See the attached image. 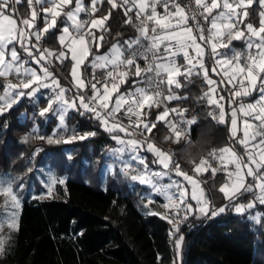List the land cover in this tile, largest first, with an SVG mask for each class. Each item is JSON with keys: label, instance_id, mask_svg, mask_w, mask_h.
I'll use <instances>...</instances> for the list:
<instances>
[{"label": "trees", "instance_id": "16d2710c", "mask_svg": "<svg viewBox=\"0 0 264 264\" xmlns=\"http://www.w3.org/2000/svg\"><path fill=\"white\" fill-rule=\"evenodd\" d=\"M85 2L88 4L89 0ZM181 2L184 4V0ZM28 9L24 4L20 5L23 15L29 12ZM109 9L110 5L105 0L98 4L95 16L105 15ZM248 12L245 23L258 26L260 8L254 4ZM129 15L135 20L133 13ZM62 19L63 15L52 31L43 34V46L54 51L62 50L57 42ZM125 21L122 8L112 10L111 17L106 21L107 31L102 33V45L98 49L92 46L82 66L85 81L89 82L93 77L91 61L95 56L106 53L114 44L126 45L125 42L138 37L139 32L134 25ZM38 22L42 24L41 17H38ZM135 23L138 24L137 21ZM241 43H244V38L230 42L238 50L243 48ZM59 64L64 65V77L54 70L50 72L60 86L67 87L70 85L71 61L67 59ZM204 64L210 72L213 67L207 56L204 57ZM179 80L182 86L173 87L172 92L180 99H175L169 107L183 112L177 119L195 118L196 123L191 124L188 134L179 139L171 134L165 122H157L156 128L148 135L173 153L181 170L189 171L201 159L210 158V153L229 144L232 139L229 113L233 106L221 80L217 78L219 91L225 99L226 113L224 122L220 123V108L209 104L208 97L204 96L208 85L201 73L187 79L181 76ZM4 87L5 80L0 77V95ZM66 91L67 98L71 99L74 92ZM84 91L91 94L90 87ZM34 108L31 99L25 97L0 115V176L9 174L14 189L21 186L17 193L22 195L17 230L12 244L0 257V264H171L177 259L175 241L180 237V264H264V205L257 202L256 193L245 192L226 202L219 191L224 175H213L212 171H207L202 175L206 198L215 208L225 206V212L203 219L190 216L171 238L169 219L147 212L144 204L150 189L131 179L134 167L129 166V173L126 174L120 162L114 159L112 173L107 174L104 181L102 179L105 160L114 155L111 151L118 146L112 136L120 135L128 139L123 133L105 131L91 113L80 109L68 113L64 126L73 134L95 132V135H88L77 143L45 142L44 138L53 133L57 121L55 118L39 121V128L34 132L32 128L36 121L30 118L31 112L35 113ZM160 111L149 110L147 120L156 122L154 118ZM20 119H24V128ZM27 131L33 133L27 134L29 140L23 141ZM86 144L92 147L89 155L86 154ZM28 160L30 163L26 164ZM47 163L57 177L66 178L65 186L57 184L55 187L58 198H29L26 190L32 184L40 187L34 165L43 167ZM252 202H255L253 208L241 214L235 213L236 206L246 207ZM255 213L260 214L257 221L251 220Z\"/></svg>", "mask_w": 264, "mask_h": 264}, {"label": "snow or ice", "instance_id": "6c2138e0", "mask_svg": "<svg viewBox=\"0 0 264 264\" xmlns=\"http://www.w3.org/2000/svg\"><path fill=\"white\" fill-rule=\"evenodd\" d=\"M21 0H0V77H7L14 74L20 80V84L8 83L0 95V115L5 111L11 110L13 105L18 102L19 97L33 96L41 87L49 88L55 86L59 89L55 98L48 101L47 107L39 110V115L45 117L46 114L53 112V105L59 102L62 107L56 114L59 116L61 125L65 119V109L71 107L77 111L83 109L84 112L91 113L92 116L99 122L105 131L110 133H123L113 135L112 139L116 140L121 145L131 146L135 151L138 147H143L134 137L137 132L141 135L151 134L156 128L157 122H165L177 139L182 136V131L177 129L175 124L168 121L167 118L170 112H176L183 115V112L176 109H165L156 117V122H145L142 119L144 109L158 107L163 100L171 101L180 99L179 96L172 92L173 85L175 88H180L179 77L185 79L193 74L199 75L197 67L203 70L204 77L209 91L204 93L208 97L210 104H216L220 108L219 122H224V107L219 104V100L224 98L221 96L218 100L212 99L210 93H214V81L208 78L207 69L205 68L202 57L204 55L205 46L211 48L213 56H217L218 48H227L232 39H242L248 35V49L253 47L256 49L253 55L251 51L247 55V61L241 65V55L236 53L232 59L216 60V65L219 66L227 82L232 84L237 81L239 88L233 84V103L236 97L250 95L249 88L252 91L257 89L260 92L259 98L254 103L247 105V110H244V105L241 104V110L244 114L251 115L253 121L251 123L245 121L244 139L240 142L248 149L247 162L237 156L234 150L230 147H225L219 150V155L216 151L209 154L210 157L220 160V171L226 172L227 181L219 188V191L224 194L228 200H232L239 192H253L259 189L257 199L261 204H264V0H194L195 8L199 11L203 21L210 23V27L206 29L197 18L195 12L191 17L186 13L187 6H181L178 0H106L110 5L107 14L91 19L90 21L79 20L81 12H88L91 9L90 15L95 16L98 11V4H102L105 0H89L88 5H85L83 0H27L31 8L30 15L24 18H14L17 9L12 7L13 3H20ZM258 3L261 11L259 12V26H255L251 22L245 23L249 17L248 9ZM39 9L37 10V7ZM158 7L163 8V15L158 12ZM122 8L126 17V23L134 25L140 33L139 38L129 40L126 43L127 47L122 48L119 44L113 45L111 51L107 55L95 57L92 61V67L95 69L101 67L111 69L106 72L103 81H96L95 75L92 77V83L86 85L85 81L78 75V68L81 67L83 61L90 54V44L99 47L103 43V35H96L93 29L103 33L107 31L106 21L111 17L112 10ZM135 10V20L129 13ZM215 12V14H214ZM65 16L69 21H72L74 34L70 32L69 27L65 26L62 29V35L58 37L59 44L63 50L52 51L47 48L40 47V41L43 34L49 32L50 29L56 26L57 19L60 16ZM42 17L44 24L41 28H36V20ZM189 19L196 21L194 29L188 26ZM135 21H139L138 24ZM151 25V26H150ZM243 26V28L241 27ZM247 30L245 32L243 29ZM35 29V31H32ZM27 33V35H25ZM33 37L34 41L33 42ZM67 37V39H66ZM227 37V41H225ZM256 38V39H253ZM16 41L24 49L31 62L39 66V74L36 68L25 67L29 63L28 60L21 59L20 54L15 47L9 49L8 45ZM142 41H148L147 46L142 44ZM27 42V43H26ZM127 52V55L125 53ZM70 55L73 62L71 76L75 81V86L78 92H81L76 98L71 101L64 99L66 89L61 88L59 81L52 76L46 63H51L50 57H55L60 63L68 59ZM183 56L185 64L176 62L177 56ZM143 59L146 62V67H140L138 60ZM235 63V67L232 65ZM223 65H228L232 69V74L229 75L228 70L223 68ZM217 71L216 67L212 69ZM134 75L146 85L145 87L136 86L128 92H120V85L128 83L129 74ZM51 80V83L48 81ZM223 82V80L221 81ZM133 83H137L134 81ZM99 85V87H98ZM167 91L165 95L164 90ZM90 87L91 94L85 96L82 90ZM28 90V91H25ZM113 97L115 99L113 100ZM236 112L233 111V117ZM121 117L127 118L125 125ZM216 118L215 116L213 117ZM188 124L196 123L195 118L186 121ZM233 126L236 124L235 118L232 120ZM251 129V132L248 131ZM95 132L80 135L78 138L83 140L88 135H95ZM43 138V137H42ZM75 135L72 139H76ZM27 139V137L25 138ZM48 142L52 143L51 137ZM69 142V141H65ZM147 151L156 153L158 162L164 168H168L171 157L161 152L151 142H145ZM117 151H122L118 149ZM224 154H230L231 159L225 162ZM133 159H138L141 164L145 161L139 156H134ZM235 165V171L228 169V164ZM145 164V169H146ZM211 168L207 159H201L199 164L195 166L197 173L208 171ZM246 169L245 175L240 173ZM213 175L218 171L217 168H211ZM175 172L178 176H183L185 180L193 183L192 177L181 171L180 166L175 165ZM127 174V173H126ZM247 178H251L253 183H247ZM133 181L140 183H149L145 174L132 175ZM62 183V181H61ZM155 187V185H153ZM160 191V189H157ZM0 192L6 198H10L13 205L11 213V221L9 227H15L16 212L15 207L18 206L19 200L13 187L8 184H0ZM181 198L184 192H180ZM172 197H169L171 200ZM192 199L200 205L198 211L202 215L215 217L225 212L226 207L222 206L214 210L206 208V201H202L195 192L192 194ZM183 203V201H181ZM254 203L248 204L246 207L251 208ZM181 209H178V211ZM185 219L187 213L192 211V205H184ZM237 213L245 210V205L236 206ZM155 214V213H154ZM170 223H174L173 219H169ZM179 231L178 226L174 223L173 234ZM182 237L175 241L176 247L179 248ZM4 241L0 239V251H3Z\"/></svg>", "mask_w": 264, "mask_h": 264}, {"label": "rangeland", "instance_id": "374dc122", "mask_svg": "<svg viewBox=\"0 0 264 264\" xmlns=\"http://www.w3.org/2000/svg\"><path fill=\"white\" fill-rule=\"evenodd\" d=\"M83 2H84V4L85 5H88L86 2H85V0H83ZM254 4H257V6L260 8V6H259V4L258 3H254ZM254 4L252 5V6H254ZM12 7L13 8H15V9H17L16 8V5H13L12 4ZM260 11H261V8H260ZM90 12H91V9L89 8V11L88 12H81L80 14H79V20H81V21H90L91 19H93V18H91L90 16ZM16 13H17V11H16ZM259 14V13H258ZM36 23V22H35ZM56 24H57V22H56ZM62 24H63V26H67V27H69V29H70V31H72V32H74V30H73V26H72V21H69L65 16H63V20H62ZM259 26V25H258ZM257 26V27H258ZM38 28V27H37ZM53 29V28H52ZM51 30V29H50ZM95 29H93L92 31H94ZM32 31H35V29H32ZM97 31V30H96ZM246 32H247V30H246ZM27 34V33H26ZM102 33L99 31V32H97L96 33V35L97 36H99V35H101ZM243 39V38H242ZM253 39H256V38H254L253 37ZM239 40H241V39H239ZM239 40H236V39H232L231 41L232 42H234V41H239ZM33 42H35L34 40H33ZM27 43V42H26ZM40 43V47L41 48H47V49H49V50H52V51H54L53 49H51V48H48V47H45V46H43V44L41 43V41L39 42ZM12 44V45H11ZM11 44H9V45H11V46H9L8 45V48L9 49H11V48H13V47H15V45H19V43L18 42H16V41H13V43H11ZM114 45H117V44H114ZM247 45H248V35L246 34L245 35V37H244V50L242 51V50H236V51H233V53H232V55L230 56V57H233L236 53H239L240 55H241V61H240V63H241V65H243L247 60H245V58L244 57H247V55L249 54V52L251 51V53L254 55L255 54V52H256V49L253 47L251 50H249L248 49V47H247ZM91 46V45H90ZM92 46H94V45H92ZM121 46V45H120ZM97 49L100 47H97V46H95ZM113 47V46H112ZM112 47L109 49V51L106 53V54H103V55H107L110 51H111V49H112ZM232 48V47H231ZM22 53H21V51L19 52V50H17V52L20 54V56H21V59H23V60H28L29 62H30V59H28V57H27V55H26V53H25V51H24V49H22ZM218 52V51H217ZM89 56V55H88ZM99 56H101V55H99ZM215 57H221V54H220V52H218V55L217 56H215ZM69 59H70V61H71V58H70V55H69ZM232 59V58H231ZM49 60L51 61V63H46L45 64V66L48 68V70H49V72L51 71V70H54L58 75H60V76H63L64 77V72H63V66L64 65H60L59 63H60V61H58L55 57H50L49 58ZM67 60V59H66ZM66 60H64V62L66 61ZM84 62L85 61H83V64H84ZM83 64L81 65V67H79L78 68V75L79 76H81V78L85 81V79L82 77V66H83ZM35 65V64H34ZM234 65H235V63H234ZM72 66H73V62L71 61V67H70V85L69 86H67V87H61V88H64V89H66V90H70V92L72 93V91L74 92V96L75 97H77L79 94H81V92H78V90H77V88H76V86H75V81L73 80V78H72V76H71V70H72ZM143 66V65H142ZM25 67H30V68H35L33 65H31V64H27V65H25ZM143 69V68H142ZM217 69H218V66H217ZM107 71H109V70H111L110 68L109 69H106ZM218 71L220 72V74H221V71H220V67H219V69H218ZM51 73V72H50ZM52 74V73H51ZM204 74V73H203ZM11 75V74H10ZM10 75H8V76H10ZM13 76H15L14 74H12ZM129 75H131V73L129 74ZM7 76V77H8ZM136 77V76H135ZM57 79V78H56ZM58 80V79H57ZM222 80H224V78L222 79ZM227 80V79H226ZM9 81H11V82H9V83H12V84H14V83H16L17 85H19L20 84V80L19 79H17L16 78V76L15 77H13V79L12 78H9ZM91 81V80H90ZM89 81V82H90ZM135 81L139 84L140 82H142L141 80H140V78H138V77H136V79H135ZM225 81V80H224ZM8 82V81H7ZM87 82L88 81H85V83H86V85H87ZM92 82H90L89 83V85L91 84ZM138 84H136V86H139ZM125 84H121L120 85V90H121V88H122V86H124ZM135 86V87H136ZM142 86L143 87H145L146 85L142 82ZM174 86V85H173ZM55 87V86H54ZM53 87V88H54ZM98 87H99V85H98ZM134 87V88H135ZM134 88H131V89H128V90H126V91H122V93L123 92H128V91H131V90H133ZM86 89V88H85ZM84 89V90H85ZM84 90H82V94L83 95H85L86 97L87 96H89V94H86L85 93V91ZM258 90V89H257ZM25 91H27V90H25ZM58 91H59V89L57 88L56 90H53V89H49L48 88V91H46V92H41V93H36V95H33V96H30V97H32L33 99V101L35 102V104H38V102L40 101V100H42V99H47V100H50V99H53V98H55V96H56V94L58 93ZM249 91H250V95H252L253 94V92L254 91H252L250 88H249ZM121 92V91H120ZM3 94V93H2ZM67 94V93H66ZM66 94L64 95V99H67L66 98ZM72 96V95H71ZM74 96L71 98V99H73L74 98ZM249 96V95H248ZM259 96H260V92H259V90H258V95H257V97L254 99V101H253V103L259 98ZM25 97V96H24ZM24 97H19L18 98V102L20 101V100H22ZM26 97H29V96H26ZM67 97H68V95H67ZM211 98L212 99H214L213 98V96H211ZM115 99V97H113V100ZM68 100V99H67ZM167 101V100H166ZM17 102V103H18ZM17 103H15L13 106H15ZM241 104H243L244 105V110H247V104H248V102H240V103H238L237 104V106H235L234 107V110H235V112H236V115H235V117H233V113H232V119H231V124H230V127H231V133H232V135L233 136H235L236 134H237V132L238 131H240V133H241V139H240V141L241 140H243L244 139V132H245V121H249V122H251V123H257V122H255V121H253V118H252V116L251 115H245L244 114V110H241V108H240V105ZM34 111H35V113L32 111L31 112V116H30V118L35 122V124L33 125V128H32V130L34 131V132H36L37 131V129L39 128L38 127V123H39V121L41 122V121H46L48 118H55L56 119V121H57V126H55V128H54V131H53V133L51 134V135H49V136H47L46 138H44V140L43 141H45V142H48V138L49 137H51L52 138V140H53V142L52 143H54V144H59V141H62V142H64V143H77V141H79V140H81V139H79L78 137L80 136L79 134H73V133H71V131H69L68 129H66V127L64 126V123H63V125H61V122H60V119H59V117H58V115L56 114L57 112H59L60 110H61V107H62V105L59 103V102H57L56 104H54L53 105V112H50V113H48V114H46V116L45 117H41L40 115H39V110L40 109H43V107H41L40 105H38V106H35L34 105ZM158 107H162V110L158 113V115L160 114V113H162L166 108H165V106H163L162 105V103H160L159 104V106ZM44 108H45V106H44ZM147 110H149L148 108H145L144 109V113L143 114H145V111L147 112ZM233 110V111H234ZM71 111H75V109H73V108H71L70 106L69 107H67L66 109H65V112H66V114H65V117L68 115V113H70ZM84 111V110H83ZM6 112V111H5ZM157 115V116H158ZM144 116V115H143ZM142 116V117H143ZM233 118H235V120H236V124H235V126H233V124H232V120H233ZM121 120H122V122L126 125V123L128 122L127 121V118L126 117H122L121 118ZM156 120V119H155ZM145 122H147V121H145ZM25 122H24V119H20V125L24 128L25 127V124H24ZM248 131L249 132H251V129H248ZM33 132L32 131H27V133L25 132V137H27V134H32ZM41 134V133H40ZM73 135H75L77 138L76 139H72V136ZM136 140H139L141 143H142V140L144 139L145 140V142H151V143H153V144H155L156 143V141H154L152 138H150V136L148 135V134H145V135H141L140 133H138L137 132V134H136V136L134 137ZM26 140H29V139H23V141H26ZM84 140V139H83ZM83 140H81V141H83ZM65 141H69V142H65ZM239 141V143H240V145H242L244 148H245V146H244V144H242L241 142ZM118 143V142H117ZM87 146H86V154L87 155H89L90 153H91V149H92V147L89 145V144H86ZM144 145V144H143ZM145 145H146V143H145ZM121 147H126V145H121V144H119L118 143V146L114 149V150H112L111 151V153H114V155L112 154V155H109V158H106V160H105V163H106V165H104L103 167H102V179H103V181L105 180V177H106V175L107 174H110V173H112V167H113V161H114V159H116L117 161H120L122 158H121V156L120 155H118L119 153V151H117L118 150V148H121ZM237 148V147H236ZM246 149V148H245ZM237 150H238V152H239V154H240V150H239V146H238V148H237ZM246 150H248V149H246ZM169 156H171V159H174L175 158V156L172 154V153H169ZM108 159H111V161H108ZM30 163V161L28 160L27 161V163L26 164H29ZM31 163H32V161H31ZM232 165V167L231 168H228L230 171H235V165L234 164H231ZM34 169H35V172H36V174H37V176H38V179H39V182H40V187L39 188H37L36 187V185H34V184H32L31 186H30V188L28 189V190H26V193H27V195L29 196V198H40V199H46V200H48V199H51V198H58V195H57V193H56V186H57V184H59V185H61V186H65V184H66V178L65 177H57L56 175H55V173L50 169V167H49V164L47 163L45 166H41L40 167V165L38 166V164H36V165H34ZM121 169L123 170L124 169V164H122L121 165ZM225 174H226V172H225ZM243 174H244V171H242L241 173H240V175L241 176H243ZM61 181H62V183H61ZM227 181V174H226V180H225V182ZM224 182V183H225ZM105 182H103V184H104ZM223 183V184H224ZM0 184H4L5 186H7L8 184H10L12 187H13V189H14V186H13V181H12V178H11V176L9 175V174H5V175H3V176H0ZM144 185H146V186H149V187H152L153 188V194L152 195H150V196H152V198L154 199L155 198V196H161V197H164L165 199H167L166 200V205H168L169 207H172V208H176L177 207V203L175 202V200L172 198L171 200H169V197L171 196V197H173V195H174V192H173V187H175L176 186V184L175 183H172V182H169L166 186H165V188H164V190L163 191H157V189L155 188V187H153V185H155V186H157L156 185V183L154 182V181H150L149 183H144ZM19 188H21V186L19 185ZM19 188L16 190V189H14V191H15V193H16V195L18 196V200H19V204H18V206L17 207H15V212H16V220H15V227H13V228H10L8 225H9V223H10V221H11V213H12V211H13V205H12V203H11V200H10V198H6L5 197V195L2 193V192H0V239H2L3 241H4V246H3V251L5 250V248L6 247H9L11 244H12V241H13V239H14V234H15V232H16V230H17V224H18V220H19V216H20V211H21V207H22V195L21 196H19L18 195V190H19ZM181 191H183L184 192V189H180V190H177V191H175L178 195H180V192ZM173 192V193H172ZM193 192H195L196 193V195L202 200V201H206L205 200V198H204V196H203V192H202V189L200 188V187H198V186H193V188H192V194H193ZM23 194H25V192L23 193ZM192 196V195H191ZM184 197H185V192H184ZM183 198V197H182ZM184 200V199H183ZM194 201V203H195V206L194 207H192V211H190L189 212V214H197V216H200V215H202L199 211H198V208H199V206L200 205H198L197 204V201L196 200H193ZM207 202V201H206ZM257 202L258 203H260L259 202V200H257ZM252 203H254L255 204V202H252ZM261 204V203H260ZM146 206V209H147V212L149 213V211H148V209L149 208H147L148 206H149V201H147L146 202V204H145ZM262 205H264V204H262ZM206 206V208H208L209 210H214V209H216L215 207H212V206H210L209 205V203L207 202V204L205 205ZM254 207V206H253ZM253 207H251V208H253ZM248 208V207H247ZM167 208L166 207H163V208H160V212L161 213H156V214H159V215H161V216H164V217H167L168 219H173L174 220V223H175V225L176 226H181L185 221H186V219L188 218H184L185 216H183L182 215V213L180 214V216H177V214L179 213V212H173V211H168V210H166ZM245 211V210H244ZM244 211H242V212H244ZM242 212H240V213H242ZM235 213L236 214H240V213H237L236 212V210H235ZM206 216V215H205ZM259 214L258 213H255L252 217H251V220H254V221H257L258 220V218H259ZM206 217H208V216H206ZM205 217V218H206ZM174 223H171V227H172V236H171V238H173L174 237V234H173V229H174ZM175 247H176V244H175ZM3 251H0V254L3 252ZM176 252H177V259H176V261H174V262H172L173 264H180V262H181V255H182V240H181V244H180V247L179 248H177L176 247ZM0 257H2L1 255H0Z\"/></svg>", "mask_w": 264, "mask_h": 264}, {"label": "crops", "instance_id": "0c3cea01", "mask_svg": "<svg viewBox=\"0 0 264 264\" xmlns=\"http://www.w3.org/2000/svg\"><path fill=\"white\" fill-rule=\"evenodd\" d=\"M178 2L181 4V6H184V4H182V2H181V0H178ZM209 2H210V0H209ZM22 4H24L26 7H29V5H28V2H27V0H21V2L20 3H13V5H16V8H17V13H15L14 14V18H17V19H19V18H24V17H28L29 15H30V12H31V8L29 7V9H28V13L27 14H25V15H23L22 14V12H21V10H20V5H22ZM38 9H39V6H36ZM158 12H160L161 13V15H163V8L162 7H158ZM133 13V15L135 16V10L132 12ZM214 14H215V12H214ZM91 18H96V17H98V16H90ZM41 19H42V24H40L39 22H38V18H37V20H36V28L38 27V28H41V27H43V24H44V21H43V18L41 17ZM63 20V19H62ZM57 21H58V19H57ZM137 23H139V21H137ZM62 27H61V30H60V33L58 34V36H57V42H58V44H59V41H58V37L60 36V35H62L63 33H62V29H63V27H65V26H63V24L61 25ZM151 26V25H150ZM188 26H190L189 24H188ZM192 27V26H191ZM241 27L243 28V26L241 25ZM245 32H246V28L245 29H243ZM50 31H52V29L51 30H49V32ZM70 32H72V31H70ZM94 32H99L98 30L96 31V30H94ZM73 34H74V32H72ZM194 33H195V31H194ZM25 35H27L26 33H25ZM139 36H140V33H139V35H138V37L137 38H139ZM66 39H67V37H66ZM136 39V38H135ZM33 40H34V37H33ZM143 42V41H142ZM12 45V44H11ZM11 45H9V46H11ZM91 45V44H90ZM88 46L89 48H90V52H91V49H92V45L91 46ZM240 45H242L243 46V48H242V51L244 50V43L242 44H240ZM59 46L61 47V45L59 44ZM121 47L122 48H126L127 47V45H121ZM232 47V48H231ZM15 48L17 49V50H19V52L21 51V53L23 52L22 51V47L20 46V44L19 45H15ZM62 48V47H61ZM97 49V48H96ZM63 50V49H62ZM236 50H238V49H236V48H234L233 47V45H231V44H229V46L227 47V48H218L217 49V51L218 52H220V54H221V57H215V59L217 60V59H219V60H225V59H231L232 57H230L231 55H232V53H233V51H236ZM109 51V50H108ZM107 51V52H108ZM245 51V50H244ZM106 52V53H107ZM106 53H103V54H106ZM103 54H100V55H103ZM27 55V54H26ZM125 55H127V52L125 53ZM97 56H99V55H97ZM97 56H95V57H97ZM28 57V56H27ZM88 57V56H87ZM94 57V58H95ZM204 57H205V55H203V57H202V62H203V64H204ZM28 59H30L29 57H28ZM69 59V58H68ZM70 60V59H69ZM86 60V59H85ZM84 60V61H85ZM176 62L178 63V64H185L186 62L184 61V59H183V56L182 55H180V56H177L176 57ZM28 64H31V65H33L35 68H36V70H37V72L39 73V74H41V75H43V73L42 72H40V69H39V66L38 65H34L32 62H31V59H30V62L28 63ZM139 65H140V67L141 68H144V67H146V63H139ZM143 65V66H142ZM204 66H205V64H204ZM232 67H235V65L233 64L232 65ZM205 68H206V66H205ZM223 68L224 69H227L228 70V73H229V75H231L232 74V69L228 66V65H223ZM213 69V68H212ZM212 69L210 70V72H208L207 71V75H208V78H210V79H212L215 83H214V85H213V88L215 89V92L214 93H210V96H213V98L214 99H216V100H218L219 99V97H221V93H220V91H219V84H218V82H217V78H219L221 81H222V79L224 78V80H223V82H221L222 83V85H223V87L225 88V90H226V94H227V97H228V99H229V101H230V104L233 106V109L230 111V113H229V115H230V124H231V119H232V113H233V110H234V107L235 106H237V104L238 103H240V102H248V104L249 103H253V101H254V99L257 97V95H258V90H256V91H254L253 92V94L252 95H249V96H243V97H236L235 98V103H233V97H232V95H231V93H232V91H233V84H236V86H237V90H241V91H243V89H240L239 88V84L237 83V81H233V83L232 84H229L228 82H227V78L226 77H224V75H223V71H222V69L220 68V71H221V74H220V72L218 71V69H219V66H218V69H217V65H216V69H217V71H215V72H213L212 71ZM197 71H200V73H201V75L204 77V74H203V70H201L200 68H199V66L197 67ZM106 72H107V70L106 69H104V68H101V67H97V68H93L92 67V64H91V75H98V77L97 78H95V80L96 81H103L104 80V76H105V74H106ZM13 77H15V76H13L12 74L10 75V76H8V77H1L2 79H4L5 80V86L9 83V82H11V81H9V78H12L13 79ZM98 78H100V79H98ZM205 78V77H204ZM135 79H136V77L134 76V75H129V77H128V83H125V85L124 86H122V88H121V92L122 91H126V90H128V89H131V88H134L135 86H136V84H138V83H133L134 81H135ZM179 79V78H178ZM8 81V82H7ZM206 81V80H205ZM49 83H51V80H49L48 81ZM90 82H93L92 81V78H91V81ZM90 82H88L87 83V85H89V83ZM14 84H16V83H14ZM60 85V84H59ZM140 87H143L142 86V82H140L139 84H138ZM54 86H52V87H49V89L51 90V89H53V90H56L57 88L56 87H54ZM60 87H62V86H60ZM173 87H175V86H173ZM172 87V88H173ZM5 88V87H4ZM162 90H164V88H163V86H162ZM28 91V90H27ZM46 91H48V88H43V87H41L40 89H39V91L38 92H36V93H41V92H46ZM208 91H209V86H208ZM257 92V93H256ZM36 93H35V95H36ZM67 93V94H66ZM164 93H165V95H167V91L166 90H164ZM65 94H66V98H67V95H68V92L66 91L65 92ZM175 95V94H174ZM76 96V95H75ZM74 96V98H76ZM26 97V96H25ZM24 97V98H25ZM223 98H224V96H222ZM26 98H30L31 99V101L33 102V104L35 105V106H38V105H40L41 107H43L44 108V106L45 107H47V104H48V101L49 100H47V99H42V100H40L39 102H38V104H35V102L32 100L33 98L32 97H26ZM73 98V99H74ZM69 101H71L72 99H70V98H67ZM209 99V98H208ZM175 99H173V100H171V101H166V100H163L161 103H162V105L163 106H165V108H167V109H172V108H170L169 107V104L171 103V102H173ZM224 102H225V99H223V100H219V104H222L223 105V107H224ZM209 103V102H208ZM210 104V103H209ZM247 104V105H248ZM211 105H214V106H216V107H218L216 104H211ZM54 109V108H53ZM151 109H161L162 110V107H152ZM151 109H149V110H151ZM81 110H83V109H81ZM149 110H147V112L149 111ZM147 112L145 111V114H143L144 116L142 117V119H144V121H147V122H150V121H148L147 120ZM159 113V112H158ZM158 113L156 114V116H155V118H154V120L156 119V117H157V115H158ZM224 113H225V110H224ZM179 114L178 113H176V112H170V115H169V117L167 118V120L168 121H170V122H172V123H174L175 124V126H176V128L177 129H179V130H181L182 131V136H184V135H186V134H188V132H189V129H190V125L191 124H188V123H186V121L187 120H185V121H181L179 118L177 119L176 117L178 116ZM59 117V116H58ZM226 118V113H225V115H224V119ZM156 121V120H155ZM161 122H163V121H161ZM127 124V123H126ZM168 125V124H167ZM170 129V128H169ZM170 132H171V134L175 137V135L173 134V132L171 131V129H170ZM230 132H231V127H230ZM242 136V135H241ZM231 137H233V135H232V133H231ZM176 138V137H175ZM139 141V140H138ZM140 142V141H139ZM140 144H144V146L143 147H138L135 151L131 148V146H126V147H121V148H118V149H121L122 151H119L118 153V155H120L121 156V160L120 161H118V162H120V164L122 165V164H124L125 166L126 165H130V166H132V167H134V168H140V169H142L143 170V172H137L136 174H134V175H137V174H145L146 173V179H148L149 181H154L155 183H156V185L157 186H155V188L156 189H160V191H163L164 190V188H165V186L169 183V182H172V183H175L176 184V186L175 187H173V192H174V195H173V199L175 200V202L177 203V207L176 208H172V207H169L168 205H166V200L167 199H165L164 197H161V196H155V198L153 199L152 198V196H150V195H152L153 194V188L152 187H149V186H146V185H144V184H142V183H140L138 180V182L142 185V186H145V187H148L149 189H150V192L146 195V202L147 201H149V206L147 207V208H149L148 209V211H149V213H161L160 211V208H163V207H166L167 209L166 210H170V211H173V212H180V213H182V215L183 216H185V212L182 210L183 209V207H184V205H188V204H190V205H192V207H194L195 206V203H194V201H193V199H192V188H193V186H198V187H200L201 189H202V192H203V196H204V198H205V200L209 203V205L210 206H212V204L207 200V198H206V189H205V182L203 181V179H202V175L203 174H205L207 171H202V172H199V173H197L194 169H195V167L193 168V169H191V170H189V171H183V170H181V171H183V172H185V173H187V175H189V176H191L192 177V179H193V181H195V185H193V183H191V182H189V181H187V180H185L184 179V177L183 176H178L177 174H176V172H175V165H177V162H178V160H177V158L175 157L174 159H171V161L169 162V166H168V168H164V166L161 164V163H159L158 162V157H157V155H156V153H154V152H149V151H147V148H146V145H145V143H141L140 142ZM155 145V147L156 148H158L161 152H163V153H165L166 155H168L169 156V153H172V152H170L169 150H166V149H164V148H162L157 142L154 144ZM238 146H239V150H240V154L239 155H237V156H239V157H241L243 160H244V162L246 163L247 162V155H248V151L249 150H246L242 145H240V143H238ZM226 147H229L228 145L226 146ZM225 148V147H224ZM222 149V148H221ZM220 150V149H219ZM219 150H217L216 152L218 153V155H219ZM147 154L149 155V156H147ZM173 154V153H172ZM134 156H139L140 158H142L144 161H145V164H146V169H145V164H141L140 163V161L138 160V159H133V157ZM171 157V156H170ZM203 159H207L208 161H209V164L211 165V168H217L218 169V171L216 172V173H222L223 175H224V177H225V179H224V182H225V180H226V174H225V172H223V171H220L219 170V168H220V160L218 159V158H214V157H210V158H203ZM224 159H225V162H227V161H229L230 159H231V156H230V154H224ZM117 161V160H116ZM200 162V161H199ZM199 164V163H198ZM197 164V165H198ZM232 167V165H231V163H229L228 164V168H231ZM211 168H209V170L211 171ZM208 170V171H209ZM245 172H246V169L244 170V174H243V176L245 175ZM223 182V183H224ZM247 183H253V181L251 180V178H247ZM223 185V184H222ZM221 185V186H222ZM180 189H184V192H185V197L183 196V198H181V196L180 195H178L175 191H177V190H180ZM172 192V193H173ZM243 193H245V192H239V193H237V195H236V197L237 196H239V195H241V194H243ZM255 193H256V196L258 197V195H259V189H256V191H255ZM223 194V193H222ZM224 195V194H223ZM236 197H234L233 199H235ZM256 197V198H257ZM184 199V200H183ZM226 199V198H225ZM232 199V200H233ZM256 200H258V199H256ZM181 201H183V203H181ZM229 201H231V200H228V199H226V202H229ZM146 202H145V204H146ZM144 204V206H146ZM213 207V206H212ZM146 208V207H145ZM178 209H181V210H179L178 211ZM217 209V208H216ZM248 209H251V208H247V207H245V211L246 210H248ZM244 211V212H245ZM244 212H242V213H244ZM241 214V213H240ZM259 214V213H258ZM260 215V214H259ZM161 216V215H160ZM190 216H195L196 218H198V219H203V218H205L206 216L205 215H200V216H197V214H189V212L187 213V217H190ZM164 217V216H163ZM260 217V216H259ZM259 219V218H258ZM3 254H4V251L0 254L1 256H3Z\"/></svg>", "mask_w": 264, "mask_h": 264}, {"label": "built area", "instance_id": "2783aa9c", "mask_svg": "<svg viewBox=\"0 0 264 264\" xmlns=\"http://www.w3.org/2000/svg\"><path fill=\"white\" fill-rule=\"evenodd\" d=\"M184 6H187L185 11L190 17H191L193 12L196 13L197 18L200 20L201 24L206 29L205 34L207 35V28L210 27V23L203 21L202 17H200L199 11H197L195 8L194 0H184ZM195 23H196V21H194L192 19H189V21H188V24H190L193 27L194 31H196L194 28ZM224 39H225V41H227V37H225ZM148 43H149L148 41L142 42V44H144L145 46H147ZM204 53H205V56H207L208 59L210 60L212 67L213 68L216 67V59H215V56L212 55L211 48L209 46H205ZM244 58H245V60H247V57H244ZM142 62L146 63L143 59L138 60V63H142ZM240 139H241V133H240V131H238L237 134L232 137V139L229 141V144H228V146L232 150H234L237 155H239V152H238L236 147H237ZM142 143H145L144 139L142 140ZM108 161H111V159H108ZM129 166L130 165H126V166L124 165V169H123L124 173H129V170H130ZM141 171H142V169H140V168H138V169L134 168L132 172H133V174H136V172H141Z\"/></svg>", "mask_w": 264, "mask_h": 264}, {"label": "water", "instance_id": "95a60500", "mask_svg": "<svg viewBox=\"0 0 264 264\" xmlns=\"http://www.w3.org/2000/svg\"><path fill=\"white\" fill-rule=\"evenodd\" d=\"M169 234H170V236H172V233L171 232ZM171 264H173V263H171Z\"/></svg>", "mask_w": 264, "mask_h": 264}]
</instances>
